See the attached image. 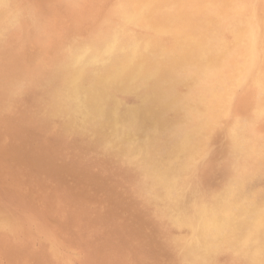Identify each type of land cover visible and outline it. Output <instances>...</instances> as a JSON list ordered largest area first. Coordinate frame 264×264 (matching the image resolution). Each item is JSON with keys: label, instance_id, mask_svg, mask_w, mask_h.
I'll list each match as a JSON object with an SVG mask.
<instances>
[{"label": "rangeland", "instance_id": "rangeland-1", "mask_svg": "<svg viewBox=\"0 0 264 264\" xmlns=\"http://www.w3.org/2000/svg\"><path fill=\"white\" fill-rule=\"evenodd\" d=\"M20 1H23L26 3H21ZM29 1L30 0H11V1L7 0V1H5L6 3H0V6H1L0 7V11H1L0 12V16H1L0 17V50H1L0 51V125H1L0 126V159H2L0 161V167L2 166L0 168V204L1 203L4 204V205H2V204L0 205L1 206L0 208H2V209H0V216H1L0 217V230H1L0 236L2 235L1 236L2 239L0 237V240L2 242V243L0 242V246H1V248H0V264H6V263L11 264V262H12V264H24V263L25 264H29V263L32 264V262H33V264H209V263L210 264H217V262L219 264H245V263L246 264H251V263L252 264H258L259 262H260L259 264H264V255H263L264 254V251H263L264 250L263 249L264 248L263 247L264 242H262L264 239L262 240V238H261L262 236L261 237L258 236L257 238L250 236L249 239L243 243L239 239H238L239 243L233 242L230 238L228 240H222L220 236H218V238H220L218 240H217L216 236L212 237V239H211L210 238L211 234L206 232L202 227H199V225L197 223L198 220H196L200 206H202L203 204L208 205V206L209 205L212 206L214 202H215L214 203V205H215V204H217L216 202H218L219 198L223 201L224 204H226V202H225L226 200L233 201L232 199L234 198V195H236L234 201H236L237 203H240L244 207V210L239 214L240 221H241V218L249 219L252 221L253 212H249V209H252L254 207H259L260 205L264 206V174H263L264 173V157H263L264 156V150H263L264 146L261 147V145H264V143H263L264 141H262V140H264V131H263L264 130V121H263L264 120V113H262V112H264V107H263L264 106V103H263L264 102L263 101V98H264V95H263V93H264V87H263L264 86V78H263L264 72H262L264 70L263 69L264 64L259 66L260 64H262V62L264 63V49H263V47H264V42H263V40H264V25H262V23H264V4H263L264 0H238V2H237V0H224L225 2L223 0H214L215 2L217 1L216 3H218L219 5L221 3H222L221 5H224L226 2H228V4L230 3L233 6H234V4H236L235 8L232 6V8L234 10L235 9L243 10L245 8L244 10L249 9L248 11H250V12L255 11L254 13H252V18L254 20L251 19V22L248 23V26H249L248 29H249V33L251 35H253L254 38L256 39V42L254 43V46L252 47V50L250 51V53L245 51L246 48H244L243 46H238L237 48H235L234 53H232L233 57L231 56V58H230L231 62L236 59L235 63L232 62L233 63L232 64L229 61L231 64L229 63L228 66H224L222 68L224 71L221 69H220V71L218 70L219 73H216V71H215L212 75L213 77L211 76L210 78H207L206 80H204V82H198V84L196 83L195 85H193L191 87V90L195 91L196 95L202 96V94H200L202 92L199 89L203 90V88H204L203 94H206V92L210 91L212 86L218 80H220L222 82V84L224 86L223 88L228 89V87L231 86V87H229L230 90L228 92L227 99L225 100V104H224L225 107L224 106L222 107V108H224V110L221 109V111H223V112L219 111L220 113H217V115H215V119H216L215 123L213 125H204L203 120L201 123V120H200L198 115L192 114L190 116V118L188 119V121L186 122V124L184 125L185 127H188L189 125H191V126H189L188 128H185L182 125L184 128L183 129V128H181L182 126H179L176 124L177 130L175 129L173 131L174 133L173 132L171 133L172 135L170 134L168 136L160 137V139H159V147L160 148L156 147V151L158 150L157 153H159V154H157L156 151L151 152L152 153L151 155L157 156V157H159L160 155L161 156L168 155L171 152H175L177 150V147H176L177 144L179 142L183 141V143L181 144V148H179L178 152H177L178 153L177 159H180V158L181 159L180 160L176 159V161H177V163L179 161L180 162L178 164L174 163V165L176 166V169H177V170H175V172H177V174L175 173L171 177L173 179V181L176 182V184L174 183L171 185V183H168L169 190L174 189L173 192H175V193L178 192V194L179 193L180 194L178 195L176 193L179 198L178 199L174 198V199H171L170 201L162 199L161 193L160 194L157 193V192H161L162 190L160 187V183L157 182V180L153 174V172L155 173L156 172L155 170H157L156 165H154V164L150 165V164H152L150 162L149 163L146 162L147 163L146 164L144 162V160L141 159V157H136V156L134 157V156L130 155L129 153L127 154L126 150L122 147L119 134L108 136L106 133H104V131L101 130L102 124L104 122V118L107 114L106 112L109 110V107H108L109 104L105 103L103 105V107H104L103 114H102L101 118L97 117V119H96V116H94V114H92L90 111L86 110V107L84 109V104L78 105L75 100L69 99V95L72 93L73 89H75L78 92V94L81 96H83L82 93L84 90L82 84H80L79 83L80 81H78V79H77V76H78L77 74L80 72V68H81L80 65L81 64L79 61L74 59L75 56H73V55H75L79 51V49L83 50L84 54H89V52L91 50L90 44L94 41V39H95L94 42H97L98 40H100L101 37H104L103 35L106 36L108 31L109 32L111 31V29L114 27L115 23H117V17L118 16L115 17L117 15V6L116 5L119 4L120 3L119 1H121V0H106V1L105 0L104 1L103 0H98V1L97 0H82V1L81 0H76V1H74V0H72V1L71 0H31L33 2V3L31 2L32 3L31 6L29 5L30 4ZM102 1H103V3H102ZM202 1L204 2V8H206V9H211V7L213 6L212 0H206V1L202 0ZM99 2H100V5H99ZM192 2H194V0L193 1L190 0V3H192ZM241 2L244 4H242ZM260 2H262V3H260ZM110 3L115 5V7L112 4L110 5ZM115 3H117V4H115ZM14 4H16V5H14ZM256 5H258V6H256ZM12 6H14L16 8V10ZM101 6L103 9L101 8ZM110 7H112V9L114 7L115 11L113 12L114 9L112 10ZM251 7L254 9H252ZM2 8H3V10H2ZM34 8L37 10H35ZM258 8H260L261 10ZM109 9L111 11V14L109 12ZM5 11H6V13H5ZM96 11H97V13H95ZM106 11H108V12H106ZM256 11H258V14L260 11L263 13L260 12L262 15L259 14V15H261V16H259ZM8 13L10 16L7 15ZM13 13L15 14V17H13L14 16ZM31 13H32V15H31ZM107 13L109 14L110 17L112 14H114L115 16L112 15V17L109 18ZM255 13H256V15H255ZM253 14H254V16H253ZM2 15H3V17H2ZM105 15H107L108 18ZM256 16H257V18H256ZM21 17H23V18H21ZM13 18L15 20H13ZM112 18H114V19L112 20ZM24 19H26V20H24ZM35 20H36V22H35ZM101 20H104V21H101ZM114 21H115V23H114ZM40 23H41V25H40ZM102 23L104 24V26ZM113 23H114V25H113ZM99 24H101V25H99ZM16 25H18V26H16ZM94 25H97V26H94ZM40 26H42V27H40ZM109 26H110V28H109ZM262 26H263V28H262ZM16 27H18V28H16ZM30 27H31V29H30ZM101 27H102V29H101ZM23 28L25 30L24 32H23ZM41 28L43 30H41ZM260 28H261V30H260ZM10 29H11L12 33H11V31H9ZM78 29H79V31H78ZM40 30H41V32H40ZM1 31H3V32L1 33ZM7 31H9V32H7ZM74 31H76V32H74ZM93 31H95L96 33H94ZM104 31H106L105 34H103ZM80 32H83V33H80ZM259 32H260V34L261 33L262 34L260 35ZM87 33H89V34H87ZM91 33H92V35H91ZM97 33L98 34L100 33L101 35L100 34L99 35L101 37ZM1 34H3V35H1ZM88 35H89V37H88ZM230 35H232V33L229 34V32H228V38L230 37ZM93 36H95V38ZM260 36H262V38H260ZM86 38L87 39L89 38L91 42L89 41V39L87 42ZM92 38H93V40H92ZM96 38H98V39H96ZM258 38L261 39V40L259 39L260 43H259ZM70 39H71V41H70ZM81 40H84L85 42L84 41L81 42ZM79 41L81 42V44ZM258 43L260 44V47L258 46L259 45ZM68 44H69V46H68ZM77 44H79V45H77ZM85 44H86V47H85ZM77 46L79 47L78 49H77ZM84 49H85V51H84ZM238 50H241L240 53H243V54H240ZM64 51H65V53H64ZM54 52H55V54H54ZM67 52L69 53L68 54L69 56L66 55ZM56 54H57V57H56ZM70 56H72V58ZM47 57L50 59L48 60ZM242 57L244 60L243 59L241 60ZM262 57H263V59H262ZM53 62H55V63H53ZM75 63H76V65H75ZM244 63H246L247 65H245ZM256 63H257V65H256ZM63 64H65V65L63 66ZM253 64H254V66H251ZM53 65H55V66H53ZM68 65L70 66V68H68L69 67ZM233 65H235L236 67ZM76 66H77V68H76ZM248 66L250 68H248ZM228 67H229V69H227ZM260 67L262 68V70ZM40 68H42V69H40ZM43 69L45 72L47 71L46 72L47 75L45 74ZM69 69L73 73L68 74L71 72ZM18 70H19V73H18ZM236 70H237V72H236ZM260 70H261V72H260ZM59 71L61 74L58 73ZM42 72H44V73H42ZM226 72H229L230 75ZM231 72L233 74L235 72V75H232ZM248 72L252 75H250ZM236 73H237V75H236ZM243 73L245 75L242 77ZM49 74H51V75L49 76ZM74 74H76V76ZM10 75H12V76H10ZM65 75H66V77H65ZM259 75H261L260 78H262V79H259ZM52 76L54 77V79ZM61 76H62V78H61ZM247 76H248V78H247ZM249 76L251 77L250 80H249ZM21 77H22V79H21ZM223 77H224V80L222 79ZM230 77L233 81L236 78V80H235L236 82L235 81L233 82L230 79ZM241 77L244 79H242ZM57 78H60V79H57ZM49 79H50V81H48ZM53 81L56 82V84ZM57 81H59V82H57ZM237 81H238V83H237ZM52 83H53V85L55 84V87L52 86ZM237 84H239L240 87H238L239 85H237ZM261 84H263V86ZM59 85H60V87H57ZM74 85H75V87H74ZM43 86L46 87V89L43 88ZM71 86L74 88H72ZM78 86H80V88ZM260 86H261V88H260ZM28 87H29V89H27ZM62 87L64 88V91H63ZM241 87H244L245 89L241 88ZM65 88H68L69 92ZM196 88H197V90H195ZM51 89L53 92L51 91ZM207 89H208V91H207ZM249 89H252V90H249ZM44 90H46V91H44ZM54 90H56V92L58 90L59 91L56 94V92ZM183 91L185 92V91H187V89L183 88ZM258 91H260L262 94ZM80 92H82V93H80ZM255 92H256V94H255ZM229 93H230V95H229ZM233 93H234V95H233ZM45 95H47V96H45ZM50 95L53 96L52 100L50 98L51 97ZM242 95H243V97H242ZM36 96H39V97L36 98ZM62 96L65 97V99ZM122 96H121V102L120 103L133 105L134 102H136V97L134 94L125 93ZM127 96H129V97H127ZM258 96H260L262 99H260V97H258ZM204 97H205V95H204ZM253 97L254 98L256 97L255 99H257L258 101L254 100ZM53 98H55V99H53ZM243 98H245V99H243ZM58 99H59V101H58ZM124 99L126 100V103H125ZM230 99H231V101H230ZM132 100H134V102ZM239 100L240 101L243 100V101L240 102ZM249 101L252 103H250ZM259 101L262 102V105L259 104L260 103ZM36 103L38 105H36ZM230 103H232V104H230ZM251 104H255L254 107ZM48 105H49V107H48ZM57 105H58L59 109H58ZM74 105L77 107H75ZM256 105H261V106H259V108H258V107H256ZM50 106L54 107V108H51ZM62 106H64L65 108H63ZM42 107H43V110H42ZM250 107H253V108L256 107L255 109H258V111L255 109H252ZM49 108H50V110H47ZM228 108L230 111L228 110ZM262 108H263V110H262ZM11 109H12V111H11ZM30 109H32V110H30ZM83 109H84V111H83ZM81 110H82V112H81ZM37 111H38V113H36ZM242 111H245L244 116L242 115V113H244ZM39 112H40V114H39ZM42 112H43V114H42ZM252 112H254V113H252ZM232 114H233V116H232ZM249 114H252V115L249 116ZM42 115L45 117H43ZM240 115H242V116L240 117ZM256 115L259 119L256 117ZM46 116H48V117L46 118ZM237 116H238V118L236 119ZM251 116H252V118H251ZM233 117L236 119V121H234L235 119ZM5 118H6V121H3V120H5ZM16 118H17V120H16ZM55 118H59V119H55ZM71 118L73 119V121ZM18 119H19V121H18ZM61 119L62 120L65 119L64 120L65 122L61 121ZM176 120H177V117L174 116L172 118V122L176 123ZM237 120H238V122H241V124L238 123ZM246 120H248L247 121L248 123H246ZM252 120H253V122H252ZM260 120H262V122H260ZM2 121H3V123H2ZM48 121H50V122H48ZM10 122H11V124L8 125ZM14 122H15V124H14ZM27 122H29V123L27 124ZM39 122H40V124H38ZM44 122H46V124ZM62 122H63V124H61ZM233 122H235V123H233ZM58 123H59V125H58ZM244 123L246 125L248 124V126H245ZM95 124H97V125L94 126ZM47 125H48V128H47ZM90 125H91V127H90ZM254 125L256 126L257 129H255ZM25 126H27V127H25ZM193 127L196 129L193 130ZM8 128H10V129H8ZM41 128H43V129H41ZM53 128H54V130H53ZM238 128H239V130H237ZM197 129H199V130H197ZM178 130H180V131H178ZM255 130H256V132H255ZM7 131H8V133H7ZM54 131H55V133H54ZM187 131L188 132L190 131L189 133L194 132V131H196V132H194V134H192V133L189 134ZM50 132H52V133H50ZM57 132H58V134H57ZM181 132H182V134H181ZM206 132L208 133V136H207ZM225 132H226V134H225ZM242 132L245 133V135ZM19 133L21 134V136ZM67 134H69V135H67ZM187 134H189V135H187ZM239 134H240V136H239ZM254 134L258 135V137H256ZM260 134L263 135V137L259 136ZM58 135L60 137L63 135L62 139L65 141H63ZM76 135H78V136H76ZM190 135H191V137H190ZM210 135L211 136L213 135L212 138H210ZM74 136L76 137L75 139H74ZM204 136H206L209 141H207V138ZM22 137L24 140L22 139ZM29 137H30V139H29ZM55 137H56V139H55ZM179 137L181 138V140ZM183 137H185V139ZM249 137H250V139L248 140L247 138H249ZM191 138H192V141H191V143H189L188 140L190 141ZM258 138H260L261 140ZM13 139H15V142ZM169 139H170V141H169ZM195 139H197L198 141H196ZM203 139H205V140H203ZM211 139H213V140H211ZM237 139H238V141H237ZM244 139L248 140V141L244 142L243 141ZM20 140H21V142H20ZM29 140H30V142H29ZM57 140H60L61 142L60 141L57 142ZM75 140H76V142H74V145L76 144L75 145L76 147L72 146L73 141H75ZM80 140H82V141H80ZM165 140H166V142H165ZM193 140H194V142L195 141L198 142L201 146L204 145V146H202V148H204V149H200L201 146L199 144H197L196 142L194 143ZM214 140H217V141H214ZM235 140H236V142H235ZM38 141H39V143H38ZM55 141L58 144H56ZM259 141L261 143H259ZM10 142H11V144H10ZM41 142H42V144H41ZM63 142L64 143L66 142V144H64ZM225 142H228V144ZM1 143L3 145L2 148H1ZM12 143H13V146H12ZM28 143H29V145H28ZM211 143H212V146H211ZM240 143H242V144H240ZM21 144H22V146H21ZM186 144H189L190 149L188 148V145H186ZM192 144H194L195 147ZM48 145H49V147H48ZM58 145H60V146H58ZM185 145H186V147H185ZM231 145H233V146H231ZM238 145H240V146H238ZM258 145H259V147H258ZM15 146L16 147L18 146V148H15ZM52 146L54 149L52 148ZM210 146L212 149L210 148ZM10 147L13 149H10ZM45 147H47V148H45ZM184 147H185V149H184ZM186 148H187V151H186ZM192 148L194 149V151L191 150ZM41 149L43 150L42 152H41ZM48 149H50V150H48ZM81 149H83V150H81ZM122 149L124 150V152H122L123 151ZM231 149H233V150L231 151ZM34 150H35V152H34ZM68 150H69V152L71 151V153H69ZM116 150H117V152L119 150V152L117 153ZM167 150H169V151H167ZM260 150H262L261 153H260ZM14 151L16 154L13 153ZM110 151L112 153V156H111ZM179 151H180V153H179ZM181 151H182V153H181ZM184 151H186V152H184ZM197 151H198V153H197ZM37 152L39 155L37 154ZM61 152L63 154H61ZM121 152H122V154H121ZM187 152H189L190 154ZM202 152H203V154H202ZM262 152H263V156H262ZM27 153H28V156L30 154L29 157L27 156ZM98 153H99V155H98ZM2 154H3V156H2ZM57 154H59V155H57ZM60 154L64 155V156L62 157ZM119 154H121V155H119ZM179 154L181 155V157ZM230 154H231V156H230ZM32 155L36 159L33 158ZM56 155H57V159H56ZM79 155L81 157H79ZM83 155H84V157H83ZM254 155H256V156H254ZM75 156H77V157H75ZM90 156L93 157V159L90 158ZM185 156H187V157H185ZM14 157H16L17 159ZM206 157H207V159H206ZM234 157L238 158V159H235ZM39 158H40V160H38ZM63 158H65V159H63ZM78 158L81 160H79ZM113 158H114V160H117V161H114ZM186 158H187V160L190 159V161L187 162V160H185ZM191 158H193V159H191ZM49 159H50V161H49ZM77 159H78V161H77ZM95 159L98 162L95 161ZM3 160L7 161V162H4ZM34 160H35V162H34ZM93 160H94V162H93ZM131 160H132V162H131ZM141 160H143V161H141ZM181 160H183V161H181ZM191 160H192V162H191ZM237 160L238 161L241 160L240 161L241 163L236 162ZM14 161H16V162H14ZM65 161H66V163H65ZM80 161H82L83 164ZM109 161L110 162L112 161L111 162L112 165L110 164ZM205 161H206V163H205ZM11 162H13V163H11ZM54 162L55 163L57 162V164H55ZM90 162H92V163H90ZM106 162H107V164H106ZM198 162H199V164H201V163L204 164V165L203 164L200 165L202 168L199 166ZM60 163H62L63 165L67 164V165H65L66 168H63L64 166H62V164H60ZM78 163H79V165L77 166ZM99 163H102V165ZM180 163L182 166L180 165ZM185 163L188 165L187 167H186ZM237 163H239V166L241 167V169H240V167L239 168L237 167L238 166ZM6 164H8L10 167ZM115 164L117 166H114ZM31 165H32V167H31ZM47 165H49V166H47ZM56 165H57V167H56ZM142 165H143V167L141 168L140 166H142ZM27 166H29V167H27ZM203 166H204V168H203ZM37 167H39V168H37ZM55 167H56V169H55ZM116 167H118V168H116ZM189 167H192V168H189ZM198 167H199V173H198ZM220 167H223V169H225V170H221L222 168H220ZM41 168H43V169H41ZM140 168H141V170H140ZM144 168L147 171H145ZM179 168H180V170H179ZM227 168L229 170H227ZM32 169H34V170H32ZM66 169L70 170L71 172L74 169L75 170L77 169L76 170L77 172L74 170L72 172V174L67 173L68 170H66ZM81 169H83V170H81ZM129 169H130V171H129ZM132 169H134V170H132ZM196 169H197V172H196ZM200 169L202 170V172ZM43 170H44V172H42ZM116 170L118 172H116ZM230 170L232 172L238 171L239 174L237 172L236 173L231 172V174H232L231 175L229 173ZM85 171L88 172L89 174L86 173ZM120 171H122V172H120ZM178 171H179V173H178ZM91 172H93V173H91ZM100 172L102 174H105V175L103 176ZM146 172H149V173L146 174ZM16 173H18V174H16ZM31 173H32V175H31ZM183 174L186 177L183 176ZM27 175H28V177H27ZM99 175H100V177H98ZM145 175H149V176H145ZM213 175L216 177H214ZM221 175L225 178L224 180H223V177H221ZM234 175L235 176L237 175L238 177H235ZM11 176H13V177L11 178ZM75 176H77V177H75ZM94 177L99 181H97ZM142 177H145V178H142ZM240 177H242V179ZM3 178H5L9 182L7 183V181ZM87 178H89V179H87ZM91 178L93 179V180H91L92 182L90 181ZM101 178H103V179H101ZM136 178H138V179H136ZM154 178H155V180H154ZM190 178H192V179H190ZM217 178H218V180H216ZM230 178L232 179V181ZM233 178L235 180H233ZM144 179H146V180L144 181ZM105 180H107V181H105ZM120 180H121V182H120ZM168 180H171V179L169 178ZM95 181H97V182H95ZM147 181L149 182L148 184H147ZM181 181H183V182H181ZM18 182H19V184H18ZM114 182L116 184H114ZM152 182H153V184H152ZM99 183L101 184V186H99ZM144 183L146 185L145 187L143 185ZM186 183H187V185L189 183V186H187ZM196 184L198 186H196ZM199 184H201V185H199ZM224 184H226L227 187ZM182 185L185 187L183 188ZM137 186H138V188H137ZM139 186H141V187H139ZM158 186H159V188H158ZM249 186H251V187H249ZM174 187L175 188L177 187L176 188L177 190ZM196 187H198V189ZM119 188H122V189H119ZM234 188H236V189H234ZM3 189H5V190H3ZM132 189H134V190H132ZM159 189H160V191H158ZM224 189L226 190V192ZM144 190H146V191H144ZM122 191H124V192H122ZM180 191H182L184 194ZM194 191H195V193H194ZM214 191H215V194L218 193L219 196L217 194H216L217 195L216 196L214 194ZM228 191H229V193H228ZM232 191H234V192H232ZM189 192H190V194H189ZM203 192L204 193L206 192V194H204ZM197 193H199V194H197ZM201 193H202V195H200ZM115 194H116V197H115ZM120 194H122V195H120ZM127 194H129V195H127ZM137 194H139V195H137ZM207 194H208V196H207ZM146 195H147V197H145ZM155 195L157 196L156 198H158V199L155 198ZM213 195L215 197H212ZM228 195H229V198H232L231 200L227 198ZM122 196H123V198H122ZM200 196H202V197H200ZM206 196H207V198H206ZM220 196H222V198ZM225 196L227 199L225 198ZM182 197H185L184 200ZM204 197L206 198L207 202L203 200ZM131 198L132 199L134 198V199L132 200ZM236 198H237V200H236ZM209 199H210V201H209ZM213 199H214V201H213ZM190 200H192L193 202ZM196 200H197V202H196ZM126 201H127V203H125ZM145 201L146 202L148 201L147 204ZM184 201H185V203H184ZM238 201H240V202H238ZM136 202H137V204H136ZM181 202H182V204H180ZM204 202H206V204ZM210 202H212V203H210ZM144 203H145V205H144ZM135 204L137 206H135ZM185 204H187V206H185ZM5 205H7V206H5ZM119 205H122L123 207L119 206ZM124 205H125V207H124ZM126 205L129 208H127ZM191 207L194 209H192ZM145 208L148 209V211ZM184 208L187 211H185ZM247 208H248V210H247ZM10 209H13L14 211L10 210ZM168 211H169V214H168ZM245 211H247V212H245ZM25 212H27V213H25ZM188 212H189V214H191V216L188 214ZM23 213L25 216H23ZM148 215H149V217H148ZM152 216H153V218H152ZM31 217L32 218L35 217L36 219L33 218V220H31L32 219ZM37 219H39V220H37ZM143 219H145V221ZM30 220H31V222H30ZM155 221H157V222H155ZM38 222H40L39 226L37 224ZM42 222L45 224V226L43 224H41ZM145 222H147V223H145ZM194 223H195V225H194ZM30 224H31L32 228L30 227ZM263 224H264V219H263ZM237 225L239 226L241 224H237ZM33 226L35 227L36 230H34ZM188 227H189V229H188ZM4 229H5V231H4ZM190 230H191V232H190ZM199 230L200 231L203 230V231L200 232ZM263 230H264V227H263ZM43 232H46V233L43 234ZM50 232H52L53 234H51ZM26 233H27V235H26ZM182 233H184V234H182ZM39 234L41 235V237L39 236ZM197 234H198V236H197ZM46 235H47V237H46ZM201 236L203 239L201 238ZM7 237L9 238V240ZM4 238H5V240H4ZM17 238H18V240H17ZM263 238H264V236H263ZM27 239H29V240H27ZM31 239H32V241H31ZM209 239H211V240H209ZM10 240H12V241H10ZM14 240H16V241H14ZM25 240H27V241H25ZM52 240L55 242H53ZM260 240H262V241H260ZM8 242H10V244ZM56 242L58 245L57 244L55 245ZM13 243H14V245H13ZM15 243H16V245L17 244L18 245L15 246ZM52 243H54V244H52ZM22 244H23L24 248L22 247ZM189 244H190V247H189ZM192 244H193V247L195 249L192 247ZM261 244H262V246H261ZM253 246H255V247L253 248ZM11 247H12V249H11ZM64 247L68 248V249H64ZM214 247H216V248H214ZM251 247H252V249H251ZM1 249L4 252L3 254H2ZM14 250H15V252H14ZM60 250H62V251H60ZM195 250H196V252H195ZM199 250H201L202 253H201V251L199 252ZM18 251H20V252L18 253ZM209 251L210 252L212 251V252L210 253ZM215 251H216V253H215ZM23 252H24V255H26V254L27 255L24 256ZM261 252H263V253H261ZM14 253L16 254V256ZM31 253H32V255H31ZM173 253H175V254H173ZM197 253H198V256H197ZM203 253H204V255H203ZM20 255H22V256H20ZM65 255H67V257H64ZM54 256H56V257H54ZM202 256H203V258H202ZM208 256H209V258H208ZM220 256L222 259L220 258ZM236 256H238V257H236ZM57 257L60 259H58ZM175 258H177V259H175ZM191 258L193 260H191ZM213 258H215V259L213 260ZM233 258H235V259H233ZM260 258H261V260H260ZM11 259L12 260L14 259L17 263L15 261L13 263V261H10ZM19 259H20V261L21 260L22 261L20 262ZM255 261H257V262L255 263ZM236 262H238V263H236Z\"/></svg>", "mask_w": 264, "mask_h": 264}, {"label": "bare ground", "instance_id": "bare-ground-1", "mask_svg": "<svg viewBox=\"0 0 264 264\" xmlns=\"http://www.w3.org/2000/svg\"><path fill=\"white\" fill-rule=\"evenodd\" d=\"M5 1L7 0H0V3H6ZM11 1V0H10ZM72 1V0H71ZM76 1V0H74ZM82 1V0H81ZM98 1V0H97ZM104 1V0H103ZM102 1V3H103ZM106 1V0H105ZM193 1V0H192ZM206 1V0H205ZM213 1V6L211 7V9H206L204 8V2L202 0H194V2L190 3V0H121L119 1L120 3L117 4V15L115 17H117V23H113L114 27L111 29V31L107 33V35H103L106 33V31L103 32V36L104 37H101L98 33V35L101 37L100 40H98L97 42H94L95 39H94V43L92 42L90 44V52L89 54H84L83 53V50H80L73 56H75L74 59H76L77 61L80 62V72L77 74V79L78 81H80L79 83L82 84L83 86V96L79 95L78 92L73 89L72 93L69 95V99H73L77 102L78 105L80 104H84V109L86 107V110L90 111L92 114H94V116H96V119L97 117L98 118H101L102 114H103V111H104V107L103 105L105 103L109 104V110L106 112V116L104 118V122L102 124V128L101 130L104 131V133H106L108 136H112V135H115V134H119L120 135V140H121V144H122V147L126 150L127 154L129 153L130 155L132 156H136V157H141V159L144 160V162H150L152 164L150 165H156V168L157 170H155L156 172L154 174V177L156 178L157 182L160 183V187H161V192H157V193H161L162 195V199L164 200H171V199H174V198H179L178 195V192H173V190H169L168 188V183H171L172 184H176V182L173 181V179L171 178L175 173L177 174V172H175L176 169V166L174 165V163H177L176 159H177V155H178V149L181 148V144L183 143L182 142H179L177 144V150L175 152H171L170 154L168 155H165V156H153L151 155L152 151H156V147L160 148L159 147V139L160 137L162 136H168L170 135L175 129L177 130L176 126L179 125V126H184L186 124V122L188 121V119L190 118V116L192 114L194 115H198L200 120H201V123H202V120L204 122V125H213L216 121L215 119V115H217V113H220V112H223L221 111V109L224 110V108H222L223 106L225 107V100L227 99V96H228V92L230 90L229 86L228 89L227 88H223V84L220 80H218L213 86L212 88L210 89V91H207L206 94H203V90L199 89L202 93V96L201 95H196V92L191 90V87L193 85H195L196 83L198 84V82H204V80H206L207 78H210L213 73L216 71V73H219L220 69L223 70L222 68L224 66H228V64L231 62V56H232V53H234V50L235 48H237L238 46H243L244 48H246L245 51H247L248 53H250V51L252 50V47L254 46V43L256 42V39L254 38L253 35H251L249 33V26H248V23L251 22V19L252 18V13H254L255 11L253 12H250L248 11L247 9L246 10H237V9H233L232 6L230 3L228 4V2H226L224 5H219L218 3H216L214 0ZM224 1V0H223ZM21 3H26V2H23V1H20ZM30 2V6L31 4L33 3L31 0L29 1ZM32 2V3H31ZM50 2V1H49ZM52 2V1H51ZM114 2V1H113ZM117 2V1H116ZM225 2V1H224ZM238 2V0H237ZM263 2V1H262ZM260 2V3H262ZM69 3V2H68ZM71 3V2H70ZM79 3V2H78ZM242 3V2H241ZM72 4V3H71ZM98 4V3H97ZM112 3H110L111 5ZM244 4V3H242ZM259 4V3H258ZM264 4V3H263ZM16 5V4H14ZM34 5V4H33ZM99 5H100V2H99ZM113 5V4H112ZM115 7V5H113ZM240 6V5H239ZM249 6V5H248ZM258 6V5H256ZM1 7V6H0ZM14 7V6H12ZM109 7V6H108ZM113 7V9H114ZM234 8L236 7V4H234L233 6ZM241 7V6H240ZM244 7V6H243ZM250 7V6H249ZM15 8V7H14ZM38 8V7H37ZM96 8V7H95ZM102 8V6H101ZM112 9V7H110ZM238 8V7H237ZM252 8V7H251ZM263 8V7H262ZM27 9V8H26ZM35 9V8H34ZM33 9V10H34ZM39 9V8H38ZM103 9V8H102ZM108 9V8H107ZM112 9V10H113ZM254 9V8H252ZM260 9V8H258ZM3 10V8H2ZM14 10V9H13ZM16 10V8H15ZM32 10V11H33ZM37 10V9H35ZM98 10V9H97ZM261 10V9H260ZM10 11V10H9ZM22 11V10H21ZM115 11V9L113 10V12ZM1 12V11H0ZM8 12V11H7ZM25 12V11H24ZM27 12V11H26ZM108 12V11H106ZM109 12L111 14V11L109 9ZM257 14H258V11H256ZM261 12V11H260ZM263 13V12H261ZM3 13V12H2ZM6 13V11H5ZM15 13V12H14ZM13 13V14H14ZM35 13V12H34ZM97 13V11L95 12ZM94 13V14H95ZM116 13V12H115ZM21 14V13H20ZM99 14V13H98ZM97 14V15H98ZM108 14V13H107ZM258 14V15H259ZM9 15V13L7 14ZM28 15V14H27ZM32 15V13H31ZM111 15V17H112ZM256 15V13H255ZM262 15V14H261ZM259 15V16H261ZM10 16V15H9ZM23 16V15H22ZM37 16V15H36ZM45 16V15H44ZM43 16V17H44ZM94 16V15H93ZM107 17V15H105ZM109 16V14H108ZM254 16V14H253ZM1 17V16H0ZM3 17V15H2ZM15 17V14L14 16ZM42 17V16H41ZM100 17V16H99ZM109 16V18H111ZM233 17V18H232ZM20 18V17H19ZM23 18V17H21ZM35 18V17H34ZM37 18V17H36ZM95 18V17H94ZM104 18V17H103ZM108 18V17H107ZM257 18V16H256ZM2 19V18H1ZM9 19V18H8ZM27 19V18H26ZM24 19V20H26ZM38 19V18H37ZM40 19V18H39ZM106 19V18H105ZM114 18H112L113 20ZM262 19V18H261ZM13 20H15L13 18ZM18 20V19H17ZM16 20V21H17ZM23 20V19H22ZM41 20V19H40ZM92 20V19H91ZM99 20V19H98ZM254 20V19H253ZM252 20V21H253ZM43 21V20H42ZM101 21H104V20H101ZM108 21V20H107ZM12 22V21H11ZM36 22V20H35ZM41 22V21H40ZM44 22V21H43ZM113 22V21H112ZM16 23V22H15ZM18 23V22H17ZM110 23V22H109ZM255 23V22H254ZM258 23V22H257ZM6 24V23H5ZM8 24V23H7ZM36 24V23H35ZM39 24V23H38ZM95 24V23H94ZM103 24V23H102ZM260 24V23H259ZM41 25V23H40ZM101 25V24H99ZM106 25V24H105ZM110 25V24H109ZM261 25V24H260ZM262 25H264V23H262ZM18 26V25H16ZM25 26V25H24ZM92 26V25H91ZM94 26H97V25H94ZM104 26V24H103ZM108 26V25H107ZM42 27V26H40ZM112 27V26H111ZM8 28V27H7ZM18 28V27H16ZM26 28V27H25ZM37 28V27H36ZM92 28V27H91ZM110 28V26H109ZM108 28V29H109ZM263 28V26H262ZM3 29V28H2ZM12 29V28H11ZM11 29L9 31H11ZM22 29V28H21ZM31 29V27H30ZM38 29V28H37ZM94 29V28H93ZM99 29V28H98ZM102 29V27H101ZM6 30V29H5ZM13 30V29H12ZM18 30V29H17ZM36 30V29H35ZM41 30H43L41 28ZM40 30V32H41ZM91 30V29H90ZM89 30V31H90ZM97 30V29H96ZM261 30V28H260ZM7 31V32H9ZM14 31V30H13ZM24 28H23V32H24ZM79 31V29H78ZM101 31V30H100ZM3 31H1L2 33ZM43 32V31H42ZM72 32V31H71ZM76 32V31H74ZM94 33H96L95 31H93ZM98 32V31H97ZM228 32L229 34L232 33V35H230V37L228 38ZM231 32V33H230ZM12 33V31H11ZM80 33H83V32H80ZM4 34V33H3ZM1 34V35H3ZM70 34V33H69ZM72 34V33H71ZM89 34V33H87ZM86 34V35H87ZM260 34V32H259ZM262 34V33H261ZM260 34V35H261ZM84 35V34H83ZM85 35V36H86ZM92 35V33H91ZM90 35V36H91ZM12 36V35H11ZM70 36V35H69ZM97 36V35H96ZM89 37V35H88ZM95 38V36H93ZM6 38V37H5ZM8 38V37H7ZM260 38H262V36H260ZM258 38V40L260 39ZM68 39V38H67ZM89 39V38H88ZM88 39L86 38L87 42H88ZM98 39V38H96ZM10 40V39H9ZM93 40V38H92ZM261 40V39H260ZM260 40H259V43H260ZM4 41V40H3ZM62 41V40H61ZM60 41V42H61ZM71 41V39H70ZM84 41V40H81V42ZM90 41V39H89ZM67 42V41H66ZM76 42V41H75ZM80 42V41H79ZM78 42V43H79ZM80 42V44H81ZM85 42V41H84ZM91 42V41H90ZM264 42V40H263ZM4 43V42H3ZM8 43V42H7ZM59 43V42H58ZM258 43V44H259ZM63 44V43H62ZM88 44V43H87ZM257 44V45H258ZM73 45V44H72ZM79 45V44H77ZM249 45V46H248ZM61 46V45H60ZM64 46V45H63ZM67 46V45H66ZM69 46V44H68ZM260 47V44L258 45ZM74 47V46H73ZM85 47H86V44H85ZM263 47V46H262ZM7 48V47H6ZM64 48V47H63ZM70 48V47H69ZM79 47L77 46V49ZM89 48V49H90ZM240 48V47H239ZM62 49V48H61ZM241 49V48H240ZM264 49V47H263ZM262 49V50H263ZM58 50V49H57ZM65 50V49H64ZM69 50V49H68ZM255 50V49H254ZM1 51V50H0ZM56 51V50H55ZM85 51V49H84ZM239 53L241 52V50H238ZM6 52V51H5ZM59 52V51H58ZM236 52V51H235ZM62 53V52H61ZM60 53V54H61ZM65 53V51H64ZM238 53V52H237ZM238 53V54H239ZM252 53V52H251ZM55 54V52H54ZM69 53L67 52L66 55H68ZM240 54H243V53H240ZM245 54V53H244ZM69 56V55H68ZM239 56V55H238ZM255 56V55H254ZM260 56V55H259ZM52 57V56H51ZM56 57H57V54H56ZM60 57V56H59ZM72 58V56H70ZM233 57V56H232ZM237 57V56H236ZM48 58V57H47ZM67 58V57H66ZM50 58H48L49 60ZM55 59V58H54ZM58 59V58H57ZM73 59V60H74ZM230 59V60H229ZM243 59V57L241 58V60ZM255 59V58H254ZM253 59V60H254ZM263 59V57H262ZM236 60V59H235ZM235 60L232 61L235 63ZM240 60V59H239ZM244 60V59H243ZM259 60V59H258ZM59 61V60H58ZM66 61V60H65ZM230 61V62H229ZM49 62V61H48ZM71 62V61H70ZM231 62V63H232ZM262 62V61H261ZM55 63V62H53ZM67 63V62H66ZM74 63V62H73ZM230 63V64H231ZM249 63V62H248ZM251 63V62H250ZM49 64V63H48ZM59 64V63H58ZM233 64V63H232ZM245 65H247L246 63H244ZM264 63L262 62V64H260L259 66L263 65ZM65 64H63L64 66ZM76 65V63H75ZM79 65V64H78ZM244 65V66H245ZM250 65V64H249ZM257 65V63H256ZM55 66V65H53ZM69 66V65H68ZM235 66V65H233ZM251 66H254L251 65ZM38 67V66H37ZM52 67V66H51ZM236 67V66H235ZM234 67V68H235ZM247 67V66H246ZM63 68V67H62ZM70 68V66L68 67ZM77 68V66H76ZM233 68V69H234ZM239 68V67H238ZM248 68H250L248 66ZM261 68V67H260ZM259 68V69H260ZM42 69V68H40ZM50 69V68H49ZM64 69V68H63ZM73 69V68H72ZM229 69V67L227 68ZM246 69V68H245ZM264 69V68H263ZM51 70V69H50ZM70 70V69H69ZM219 70V71H218ZM255 70V69H254ZM262 70V68H261ZM260 70V72H261ZM44 71V69H43ZM65 71V70H64ZM71 71V70H70ZM75 71V70H74ZM218 71V72H217ZM224 71V70H223ZM232 71V70H231ZM22 72V71H21ZM45 72V71H44ZM42 72V73H44ZM47 72V71H46ZM45 72V74H46ZM50 72V71H49ZM48 72V73H49ZM52 72V71H51ZM54 72V71H53ZM76 72V71H75ZM74 72V73H75ZM78 72V71H77ZM237 72V70H236ZM240 72V71H239ZM264 72V70L262 71ZM18 73H19V70H18ZM29 73V72H28ZM60 73V71L58 72ZM67 73V72H66ZM73 73L72 71L68 74H71ZM229 74V72H226ZM232 73V72H231ZM249 73V72H248ZM21 74V73H20ZM24 74V73H23ZM41 74V73H40ZM52 74V73H51ZM49 74V76L51 75ZM61 74V73H60ZM221 74V73H220ZM250 74V73H249ZM26 75V74H25ZM29 75V74H28ZM47 75V74H46ZM59 75V74H58ZM57 75V76H58ZM76 76V74H74ZM215 75V74H214ZM223 75V74H222ZM230 75V74H229ZM232 75H235V72L234 74L232 73ZM237 75V73H236ZM245 74L243 73L242 74V77L244 76ZM252 75V74H250ZM255 75V74H254ZM263 75V74H262ZM12 76V75H10ZM19 76V75H18ZM24 76V75H23ZM36 76V75H35ZM48 76V77H49ZM56 76V75H55ZM60 76V75H59ZM217 76V75H216ZM261 75H259V79H262L260 78ZM264 76V75H263ZM20 77V76H19ZM29 77V76H28ZM47 77V76H46ZM53 77V76H52ZM66 77V75H65ZM71 77V76H70ZM69 77V78H70ZM213 77V76H212ZM234 77V76H233ZM238 77V76H237ZM241 77V78H242ZM246 77V76H245ZM16 78V77H15ZM33 78V77H32ZM56 78V77H55ZM62 78V76H61ZM74 78V77H73ZM229 78V77H228ZM248 78V76H247ZM246 78V79H247ZM250 76H249V80H250ZM254 78V77H253ZM258 78V77H257ZM264 78V77H263ZM22 79V77H21ZM54 79V77H53ZM57 79H60V78H57ZM80 79V80H79ZM224 80V77L222 78ZM231 79V77H230ZM229 79V80H230ZM234 79V78H233ZM244 79V78H242ZM255 79V78H254ZM38 80V79H37ZM47 80V79H46ZM71 80V79H70ZM222 80V81H223ZM232 80V79H231ZM236 80V78H235ZM234 80V81H235ZM9 81V80H8ZM28 81V80H27ZM26 81V82H27ZM39 81V80H38ZM44 81V80H43ZM50 81V79L48 80ZM47 81V82H48ZM52 81V80H51ZM73 81V80H72ZM71 81V82H72ZM228 81V80H227ZM233 81V80H232ZM233 81V82H234ZM239 81V80H238ZM237 81V83H238ZM244 81V80H243ZM254 81V80H253ZM7 82V81H6ZM54 82V81H53ZM59 82V81H57ZM65 82V81H64ZM206 82V81H205ZM208 82V81H207ZM215 82V81H214ZM236 82V81H235ZM56 84V82H54ZM67 83V82H66ZM224 83V82H223ZM36 84V83H35ZM55 84L53 85L52 83V86L55 87ZM64 84V83H63ZM72 84V83H71ZM74 84V83H73ZM240 84V83H239ZM237 84V85H239ZM246 84V83H245ZM28 85V84H27ZM34 85V84H33ZM32 85V86H33ZM229 85V84H228ZM227 85V86H228ZM263 86V84H261ZM26 86V85H25ZM35 86V85H34ZM33 86V87H34ZM38 86V85H37ZM51 86V87H52ZM73 86V85H72ZM71 86V87H72ZM81 86V85H80ZM80 86H78L80 88ZM198 86V85H197ZM226 86V85H225ZM234 86V85H233ZM232 86V87H233ZM21 87V86H20ZM36 87V86H35ZM53 87V88H54ZM57 87H60L57 86ZM75 87V85H74ZM72 87V88H74ZM202 87V86H201ZM200 87V88H201ZM204 87V86H203ZM240 87V85L238 86ZM264 87V86H263ZM262 87V88H263ZM38 88V87H37ZM43 88L46 89V87L43 86ZM49 88V87H48ZM63 88V87H62ZM69 88V87H68ZM68 88H65L68 90L69 92V89ZM71 88V89H72ZM183 88L184 89H187V91H183ZM207 88V87H206ZM234 88V87H233ZM241 88H244V87H241ZM261 88V86H260ZM29 89V87L27 88ZM32 89V88H31ZM35 89V88H34ZM40 89V88H39ZM42 89V88H41ZM59 89V88H58ZM245 89V88H244ZM243 89V90H244ZM75 90V91H74ZM197 90V88L195 89ZM206 90V89H205ZM234 90V89H233ZM249 90H252V89H249ZM34 91V90H33ZM36 91V90H35ZM41 91V90H40ZM46 91V90H44ZM52 91V89H51ZM56 92V90H54ZM59 91V90H58ZM57 91V92H58ZM63 91H64V88H63ZM71 91V90H70ZM242 91V90H241ZM22 92V91H21ZM26 92V91H25ZM24 92V93H25ZM39 92V91H38ZM53 92V91H52ZM56 92V94H57ZM243 92V91H242ZM248 92V91H247ZM253 92V91H252ZM260 92V91H258ZM28 93V92H27ZM33 93V92H32ZM40 93V92H39ZM45 93V92H44ZM63 93V92H62ZM66 93V92H65ZM125 93H131V94H134L135 97H136V102H134V100H132L134 102L133 105H128V104H124V103H120L121 102V96L124 95ZM261 93V92H260ZM20 94V93H19ZM26 94V93H25ZM67 94V93H66ZM245 94V93H244ZM256 94V92H255ZM262 94V93H261ZM37 95V94H36ZM205 95V97H204ZM230 95V93H229ZM232 95V94H231ZM234 95V93H233ZM247 95V94H246ZM258 95V94H257ZM260 95V94H259ZM264 95V93H263ZM24 96V95H23ZM29 96V95H28ZM27 96V97H28ZM35 96V95H34ZM47 96V95H45ZM49 96V95H48ZM51 96V95H50ZM56 96V95H55ZM239 96V95H238ZM13 97V96H12ZM39 97V96H36V98ZM52 97L51 96V100H52ZM63 97V96H62ZM123 97V96H122ZM129 97V96H127ZM232 97V96H231ZM243 97V95H242ZM260 97V96H258ZM18 98V97H17ZM43 98V97H42ZM48 98V97H47ZM57 98V97H56ZM65 99V97H63ZM229 98V97H228ZM240 98V97H239ZM251 98V97H250ZM254 98V97H253ZM256 98V97H255ZM254 100H257L255 99ZM15 99V98H14ZM23 99V98H22ZM25 99V98H24ZM33 99V98H32ZM55 99V98H53ZM60 99V98H59ZM58 99V101H59ZM127 99V98H126ZM238 99V98H237ZM245 99V98H243ZM260 99H262L260 97ZM44 100V99H43ZM125 100V99H124ZM50 101V100H49ZM64 101V100H63ZM68 101V100H67ZM128 101V100H127ZM228 101V100H227ZM231 101V99H230ZM233 101V100H232ZM240 101V100H239ZM243 101V100H242ZM240 101V102H242ZM258 101V100H257ZM256 101V102H257ZM263 101H264V98H263ZM31 102V101H30ZM43 102V101H42ZM69 102V101H68ZM250 102V101H249ZM255 102V103H256ZM260 102V101H259ZM39 103V102H38ZM44 103V102H43ZM42 103V104H43ZM54 103V102H53ZM57 103V102H56ZM64 103V102H63ZM73 103V102H72ZM125 103H126V100H125ZM229 103V102H228ZM237 103V102H236ZM252 103V102H250ZM264 103V102H263ZM32 104V103H31ZM30 104V105H31ZM41 104V105H42ZM47 104V103H46ZM61 104V103H60ZM68 104V103H67ZM106 104V105H107ZM130 104V103H129ZM232 104V103H230ZM229 104V105H230ZM234 104V103H233ZM241 104V103H240ZM257 104V103H256ZM259 104L262 105V102H260ZM15 105V104H14ZM33 105V104H32ZM36 105H38L36 103ZM40 105V106H41ZM44 105V104H43ZM53 105V104H52ZM65 105V104H64ZM76 105V104H75ZM74 105V106H75ZM253 107L255 104H251ZM261 105H256V107L259 108V106ZM2 106V105H1ZM45 106V105H44ZM18 107V106H17ZM49 107V105H48ZM47 107V108H48ZM51 107V106H50ZM58 107V105H57ZM63 108H65L64 106H62ZM61 107V108H62ZM68 107V106H67ZM77 107V106H75ZM107 107V106H106ZM231 107V106H230ZM249 107V106H248ZM253 107H250L252 109H255ZM264 107V106H263ZM19 108V107H18ZM31 108V107H30ZM34 108V107H33ZM32 108V109H33ZM51 108H54V107H51ZM70 108V107H69ZM83 108V107H82ZM4 109V108H3ZM30 109V110H32ZM59 109V107H58ZM71 109V108H70ZM78 109V108H77ZM76 109V110H77ZM83 109V111H84ZM227 109V108H226ZM225 109V110H226ZM35 110V109H34ZM37 110V109H36ZM42 110H43V107H42ZM47 110H50L47 109ZM53 110V109H52ZM51 110V111H52ZM67 110V109H66ZM229 110V108H228ZM227 110V111H228ZM258 111V109H255ZM260 110V109H259ZM263 110V108H262ZM12 111V109H11ZM27 111V110H26ZM29 111V110H28ZM57 111V110H56ZM55 111V112H56ZM64 111V110H63ZM220 111V112H219ZM230 111V110H229ZM256 111V112H257ZM10 112V111H9ZM32 112V111H31ZM35 112V111H34ZM48 112V111H47ZM62 112V111H61ZM82 112V110H81ZM240 112V111H239ZM244 113H242V115L244 116L245 115V111H242ZM8 113V112H7ZM26 113V112H25ZM38 113V111L36 112ZM72 113V112H71ZM70 113V114H71ZM229 113V112H228ZM233 113V112H232ZM236 113V112H235ZM254 113V112H252ZM264 113V112H262ZM14 114V113H13ZM31 114V113H30ZM40 114V112H39ZM43 114V112H42ZM234 114V113H233ZM232 114V116H233ZM17 115V114H16ZM52 115V114H51ZM219 115V114H218ZM229 115V114H228ZM236 115V114H235ZM234 115V116H235ZM238 115V114H237ZM240 115V117L242 116ZM252 115V114H249V116ZM261 115V114H260ZM7 116V115H6ZM43 116V115H42ZM41 116V117H42ZM60 116V115H59ZM73 116V115H72ZM84 116V115H83ZM177 117V120H176V123L172 122V118L173 117ZM254 116V115H253ZM262 116V115H261ZM4 117V116H3ZM8 117V116H7ZM16 117V116H15ZM18 117V116H17ZM40 117V116H39ZM45 117V116H43ZM48 116H46L47 118ZM77 117V116H76ZM92 117V116H91ZM222 117V116H221ZM228 117V116H227ZM248 117V116H247ZM257 117V115H256ZM11 118V117H10ZM36 118V117H35ZM45 118V119H46ZM60 118V117H59ZM59 118H55V119H59ZM234 118V117H233ZM238 118V116L236 117V119ZM252 118V116H251ZM250 118V119H251ZM258 118V117H257ZM8 119V118H7ZM33 119V118H32ZM39 119V118H38ZM44 119V120H45ZM52 119V118H51ZM72 119V118H71ZM80 119V118H79ZM88 119V118H87ZM228 119V118H227ZM235 119V118H234ZM236 119L234 121H236ZM246 119V118H245ZM259 119V118H258ZM12 120V119H11ZM17 120V118H16ZM65 120V119H64ZM64 120L61 119V121L65 122ZM3 121H6V118L5 120ZM2 121V123H3ZM13 121V120H12ZM19 121V119H18ZM33 121V120H32ZM40 121V120H39ZM46 121V120H45ZM59 121V120H58ZM73 121V119H72ZM75 121V120H74ZM190 121V120H189ZM219 121V120H218ZM228 121V120H227ZM248 120H246V123ZM264 121V120H263ZM8 122V121H7ZM6 122V123H7ZM17 122V121H16ZM36 122V121H35ZM50 122V121H48ZM60 122V121H59ZM63 122L61 124H63ZM80 122V121H79ZM196 122V121H195ZM238 122V120H237ZM253 122V120H252ZM260 122H262V120H260ZM20 123V122H19ZM22 123V122H21ZM25 123V122H24ZM23 123V124H24ZM29 122H27L28 124ZM46 124V122H44ZM73 123V122H72ZM206 123V124H205ZM235 123V122H233ZM241 124V122H238ZM11 122L8 124L10 125ZM15 124V122H14ZM40 124V122L38 123ZM177 124V125H176ZM218 124V123H217ZM245 124V123H244ZM252 124V123H251ZM20 125V124H19ZM50 125V124H49ZM59 125V123H58ZM97 124H95L94 126H96ZM196 125V124H195ZM226 125V124H225ZM236 125V124H235ZM234 125V126H235ZM1 126V125H0ZM6 126V125H5ZM88 126V125H87ZM178 126V127H179ZM183 126L181 128H183ZM191 126V125H189ZM188 126V127H189ZM193 126V125H192ZM197 126V125H196ZM195 126V127H196ZM230 126V125H229ZM237 126V125H236ZM242 126V125H241ZM245 126H248V124ZM255 126V125H254ZM9 127V126H8ZM13 127V126H12ZM11 127V128H12ZM27 127V126H25ZM41 127V126H40ZM52 127V126H51ZM78 127V126H77ZM91 127V125H90ZM185 127V126H184ZM188 127H185V128H188ZM225 127V126H224ZM233 127V126H232ZM7 128V127H6ZM33 128V127H32ZM38 128V127H37ZM45 128V127H44ZM47 128H48V125H47ZM50 128V127H49ZM59 128V127H58ZM234 128V127H233ZM242 128V127H241ZM249 128V127H248ZM10 129V128H8ZM29 129V128H28ZM43 129V128H41ZM46 129V128H45ZM184 129V128H183ZM196 129L193 127V130ZM255 129L256 126H255ZM2 130V129H1ZM13 130V129H12ZM11 130V131H12ZM49 130V129H48ZM54 130V128H53ZM56 130V129H55ZM59 130V129H58ZM57 130V131H58ZM192 130V129H191ZM199 130V129H197ZM225 130V129H224ZM227 130V129H226ZM239 130V128L237 129ZM247 130V129H246ZM17 131V130H16ZM42 131V130H41ZM45 131V130H44ZM60 131V130H59ZM86 131V130H85ZM97 131V130H96ZM180 131V130H178ZM183 131V130H182ZM245 131V130H244ZM243 131V132H244ZM254 131V130H253ZM260 131V130H259ZM264 131V130H263ZM6 132V131H5ZM61 132V131H60ZM63 132V131H62ZM77 132V131H76ZM177 132V131H176ZM188 132V131H187ZM190 132V131H189ZM188 132V133H189ZM196 132V131H194ZM194 132H191L192 134H194ZM200 132V131H199ZM209 132V131H208ZM242 132V133H243ZM256 132V130H255ZM2 133V132H1ZM8 133V131H7ZM52 133V132H50ZM55 133V131H54ZM53 133V134H54ZM174 133V132H173ZM178 133V132H177ZM184 133V132H183ZM189 133V134H191ZM207 133V132H206ZM13 134V133H12ZM20 134V133H19ZM58 134V132H57ZM56 134V135H57ZM63 134V133H62ZM180 134V133H179ZM182 134V132H181ZM187 134V135H189ZM196 134V133H195ZM198 134V133H197ZM205 134V133H204ZM217 134V133H216ZM226 134V132H225ZM228 134V133H227ZM245 135V133H243ZM253 134V133H252ZM251 134V135H252ZM2 135V134H1ZM32 135V134H31ZM64 135V134H63ZM63 135L59 137L62 139ZM69 135V134H67ZM74 135V134H73ZM172 135V134H171ZM174 135V134H173ZM178 135V134H177ZM242 135V134H241ZM255 135V134H254ZM11 136V135H10ZM21 136V134H20ZM23 136V135H22ZM25 136V135H24ZM28 136V135H27ZM71 136V135H70ZM78 136V135H76ZM181 136V135H180ZM184 136V135H183ZM196 136V135H195ZM194 136V137H195ZM207 136H208V133H207ZM213 136V135H212ZM212 136L210 135V138H212ZM226 136V135H225ZM240 136V134H239ZM250 136V135H249ZM256 137H258V135H255ZM261 137H263V135H259ZM14 137V136H13ZM17 137V136H16ZM38 137V136H37ZM72 137V136H71ZM70 137V138H71ZM171 137V136H170ZM174 137V136H173ZM187 137V136H186ZM191 137V135H190ZM193 137V136H192ZM206 137V136H204ZM223 137V136H222ZM227 137V136H226ZM238 137V136H237ZM244 137V136H243ZM247 137V136H246ZM251 137V136H250ZM247 138L248 140L250 139ZM260 137V138H261ZM12 138V137H11ZM65 138V137H64ZM76 137L74 136V139ZM81 138V137H80ZM180 138V137H179ZM178 138V139H179ZM185 139V137H183ZM207 138V137H206ZM252 138V137H251ZM258 138V139H260ZM9 139V138H8ZM23 139V137H22ZM21 139V140H22ZM26 139V138H25ZM30 139V137H29ZM56 139V137H55ZM84 139V138H83ZM194 139V138H193ZM214 139V138H213ZM211 139V140H213ZM223 139V138H222ZM14 142H15V139H13ZM20 140V142H21ZM24 140V139H23ZM32 140V139H31ZM37 140V139H36ZM63 140V139H62ZM73 140V139H72ZM78 140V139H77ZM181 140V138H180ZM187 140V139H186ZM196 141H198L197 139H195ZM205 140V139H203ZM210 140V141H211ZM224 140V139H223ZM248 140H243L244 142L248 141ZM261 140V139H260ZM10 141V140H9ZM8 141V142H9ZM27 141V140H26ZM34 141V140H33ZM45 141V140H44ZM60 141V140H57V142ZM65 141V140H63ZM67 141V140H66ZM82 141V140H80ZM79 141V142H80ZM170 141V139H169ZM192 141V138L191 140L188 142L191 143ZM195 141V142H196ZM207 141L208 138H207ZM214 141H217V140H214ZM232 141V140H231ZM238 141V139H237ZM256 141V140H255ZM258 141V140H257ZM264 141V140H262ZM19 142V141H18ZM17 142V143H18ZM30 142V140H29ZM56 142V141H55ZM56 142V144H58ZM61 142V141H60ZM70 142V141H69ZM74 142L73 141V145L72 146H75L74 145ZM161 142V141H160ZM163 142V141H162ZM166 142V140H165ZM177 142V141H176ZM175 142V143H176ZM187 142V143H188ZM194 142V140H193ZM194 142V143H195ZM213 142V141H212ZM236 142V140H235ZM253 142V141H252ZM39 143V141H38ZM54 143V142H53ZM64 143V142H63ZM62 143V144H63ZM185 143V142H184ZM197 144H199L198 142H196ZM206 143V142H205ZM209 143V142H208ZM214 143V142H213ZM216 143V142H215ZM228 144V142H225ZM231 143V142H230ZM256 143V142H255ZM259 143H261L259 141ZM264 143V142H263ZM262 143V144H263ZM11 144V142H10ZM20 144V143H19ZM23 144V143H22ZM21 144V146H22ZM25 144V143H24ZM42 144V142H41ZM66 144V142L64 143ZM72 144V143H71ZM238 144V143H237ZM242 144V143H240ZM252 144V143H251ZM15 145V144H14ZM29 145V143H28ZM27 145V146H28ZM32 145V144H31ZM44 145V144H43ZM42 145V146H43ZM53 145V144H52ZM69 145V144H68ZM188 145V148H189V144H186ZM185 145V147H186ZM194 146V144H192ZM196 145V144H195ZM200 145V144H199ZM207 145V144H206ZM215 145V144H214ZM245 145V144H244ZM250 145V144H249ZM2 143H1V148H2ZM12 146H13V143H12ZM20 146V145H19ZM26 146V147H27ZM41 146V145H40ZM60 146V145H58ZM70 146V145H69ZM80 146V145H79ZM78 146V147H79ZM121 146V145H120ZM164 146V145H163ZM201 146V145H200ZM204 146V145H202ZM201 148L200 149H204V148ZM211 146H212V143H211ZM210 146V148H211ZM233 146V145H231ZM240 146V145H238ZM242 146V145H241ZM264 146V145H261V147ZM30 147V146H29ZM28 147V148H29ZM49 147V145H48ZM57 147V146H56ZM66 147V146H65ZM76 147V146H75ZM77 147V148H78ZM81 147V146H80ZM184 147V149H185ZM191 147V146H190ZM195 147V146H194ZM199 147V146H198ZM209 147V146H208ZM214 147V146H213ZM235 147V146H234ZM237 147V146H236ZM249 147V146H248ZM259 147V145H258ZM6 148V147H5ZM15 148H18V146ZM24 148V147H23ZM22 148V149H23ZM44 148V147H43ZM42 148V149H43ZM47 148V147H45ZM53 148V146H52ZM60 148V147H59ZM67 148V147H66ZM168 148V147H167ZM171 148V147H170ZM197 148V147H196ZM195 148V149H196ZM207 148V147H206ZM239 148V147H238ZM241 148V147H240ZM245 148V147H244ZM10 149H13L10 147ZM27 149V148H26ZM31 149V148H30ZM29 149V150H30ZM41 149V152L43 151ZM54 149V148H53ZM56 149V148H55ZM74 149V148H73ZM79 149V148H78ZM190 149V148H189ZM208 149V148H207ZM206 149V150H207ZM212 149V148H211ZM210 149V150H211ZM3 150V149H2ZM21 150V149H20ZM50 150V149H48ZM71 150V149H70ZM83 150V149H81ZM108 150V149H107ZM123 150V149H122ZM170 150V149H169ZM167 150V151H169ZM173 150V149H172ZM191 150L194 151V149L192 148ZM198 150V149H197ZM233 149H231L232 151ZM264 150V149H263ZM8 151V150H7ZM16 151V150H15ZM15 151L13 152L14 154ZM38 151V150H37ZM47 151V150H46ZM58 151V150H57ZM64 151V150H63ZM158 151V150H157ZM156 151V153H157ZM162 151V150H161ZM174 151V150H173ZM186 151H187V148H186ZM184 151V152H186ZM205 151V150H204ZM203 151V152H204ZM262 150H260V153H261ZM5 152V151H4ZM11 152V151H10ZM35 152V150H34ZM40 152V151H39ZM51 152V151H50ZM59 152V151H58ZM69 152V150H68ZM73 152V151H72ZM76 152V151H75ZM81 152V151H80ZM84 152V151H83ZM117 152V150H116ZM119 152V150H118ZM117 152V153H118ZM124 152V150L122 151ZM121 152V154H122ZM125 152V153H126ZM190 152V151H189ZM187 152V153H189ZM202 152V154H203ZM212 152V151H211ZM6 153V152H5ZM32 153V152H31ZM71 153V151L69 152ZM79 153V152H78ZM111 153V151H110ZM109 153V154H110ZM114 153V152H113ZM161 153V152H160ZM180 153V151H179ZM182 153V151H181ZM191 153V152H190ZM189 153V154H190ZM193 153V152H192ZM198 153V151H197ZM230 153V152H229ZM234 153V152H233ZM254 153V152H253ZM38 154V152H37ZM47 154V153H46ZM54 154V153H53ZM61 154H63L61 152ZM60 154V155H61ZM75 154V153H74ZM119 154V155H121ZM159 154V153H157ZM162 154V153H161ZM188 154V155H189ZM194 154V153H193ZM200 154V153H199ZM201 154V155H202ZM257 154V153H256ZM11 155V154H10ZM23 155V154H22ZM39 155V154H38ZM37 155V156H38ZM41 155V154H40ZM59 155V154H57ZM57 155H56V159H57ZM73 155V154H72ZM95 155V154H94ZM99 155V153H98ZM180 155V154H179ZM187 155V156H188ZM192 155V154H191ZM196 155V154H195ZM198 155V154H197ZM259 155V154H258ZM3 156V154H2ZM1 156V157H2ZM19 156V155H18ZM24 156V155H23ZM27 156H28V153H27ZM30 156V154H29ZM28 156V157H29ZM33 156V155H32ZM47 156V155H46ZM62 157L64 155H61ZM110 156V155H109ZM111 156H112V153H111ZM185 156V157H187ZM200 156V155H199ZM198 156V157H199ZM227 156V155H226ZM231 156V154H230ZM256 156V155H254ZM262 156H263V152H262ZM7 157V156H6ZM42 157V156H41ZM40 157V158H41ZM77 157V156H75ZM79 157H81L79 155ZM84 157V155H83ZM114 157V156H113ZM123 157V156H122ZM181 157V155H180ZM193 157V156H192ZM196 157V156H195ZM197 157V158H198ZM209 157V156H208ZM228 157V156H227ZM226 157V158H227ZM259 157V156H258ZM257 157V158H258ZM264 157V156H263ZM11 158V157H10ZM16 158V157H14ZM13 158V159H14ZM33 158H35L33 156ZM40 158L38 160H40ZM46 158V157H45ZM90 158L93 159V157L90 156ZM98 158V157H97ZM130 158V157H129ZM132 158V157H131ZM184 158V157H183ZM182 158V159H183ZM204 158V157H203ZM235 158V157H234ZM17 159V158H16ZM21 159V158H20ZM36 159V158H35ZM61 159V158H60ZM65 159V158H63ZM69 159V158H68ZM73 159V158H72ZM79 159V158H78ZM77 159V161H78ZM104 159V158H103ZM118 159V158H117ZM125 159V158H124ZM123 159V160H124ZM138 159V158H137ZM150 159V160H149ZM181 159V158H180ZM180 159H177V160H180ZM193 159V158H191ZM207 159V157H206ZM235 159H238V158H235ZM2 159H0L1 161ZM7 160V159H6ZM81 160V159H79ZM88 160V159H87ZM107 160V159H106ZM114 160V158H113ZM134 160V159H133ZM141 160V161H143ZM187 160V158L185 159ZM184 160V161H185ZM196 160V159H195ZM231 160V159H230ZM242 160V159H241ZM241 160H237L236 162H240ZM4 161V160H3ZM28 161V160H27ZM44 161V160H43ZM50 161V159H49ZM71 161V160H70ZM95 161H97L95 159ZM102 161V160H101ZM114 161H117V160H114ZM119 161V160H118ZM129 161V160H128ZM137 161V160H136ZM176 161V162H175ZM183 161V160H181ZM190 161V159L187 160V162ZM197 161V160H196ZM199 161V160H198ZM201 161V160H200ZM243 161V160H242ZM4 162H7V161H4ZM16 162V161H14ZM35 162V160H34ZM48 162V161H47ZM82 163V161H80ZM94 162V160H93ZM98 162V161H97ZM110 162V161H109ZM112 162V161H111ZM110 162V164H111ZM123 162V161H122ZM132 162V160H131ZM143 162V163H144ZM180 162V161H179ZM178 162V163H179ZM192 162V160H191ZM226 162V161H225ZM247 162V161H246ZM13 163V162H11ZM23 163V162H22ZM42 163V162H41ZM55 163V162H54ZM66 163V161H65ZM68 163V162H67ZM72 163V162H71ZM70 163V164H71ZM75 163V162H74ZM89 163V162H88ZM92 163V162H90ZM116 163V162H115ZM142 163V162H141ZM177 163V164H178ZM201 163V162H200ZM206 163V161H205ZM228 163V162H227ZM233 163V162H232ZM241 163V162H240ZM245 163V162H244ZM10 164V163H9ZM18 164V163H17ZM43 164V163H42ZM57 164V162L55 163ZM62 164V163H60ZM83 164V163H82ZM81 164V165H82ZM102 165V163H99ZM107 164V162H106ZM135 164V163H134ZM147 164V163H146ZM186 164V163H185ZM189 164V163H188ZM199 164V162H198ZM203 163L199 164L202 165ZM225 164V163H224ZM262 164V163H261ZM8 165V164H6ZM12 165V164H11ZM25 165V164H24ZM67 165V164H65ZM65 165L62 164V166H64L63 168H66ZM69 165V164H68ZM72 165V164H71ZM75 165V164H74ZM79 165V163L77 164V166ZM80 165V166H81ZM94 165V164H93ZM112 165V164H111ZM110 165V166H111ZM139 165V164H138ZM137 165V166H138ZM145 165V164H144ZM181 165V163H180ZM204 165V164H203ZM229 165V164H228ZM233 165V164H232ZM237 167L239 168V163H237ZM5 166V165H4ZM3 166V167H4ZM9 166V165H8ZM35 166V165H34ZM44 166V165H43ZM49 166V165H47ZM60 166V165H59ZM83 166V165H82ZM107 166V165H106ZM109 166V165H108ZM114 166H117L116 164ZM121 166V165H120ZM147 166V165H146ZM179 166V165H178ZM182 166V165H181ZM180 166V167H181ZM184 166V165H183ZM188 165L186 164V167ZM192 166V165H191ZM227 166V165H226ZM2 167V166H1ZM0 167V168H1ZM6 167V166H5ZM10 167V166H9ZM29 167V166H27ZM26 167V168H27ZM32 167V165H31ZM46 167V166H45ZM51 167V166H50ZM54 167V166H53ZM57 167V165H56ZM55 167V169H56ZM93 167V166H92ZM101 167V166H100ZM132 167V166H131ZM141 168L143 167L140 166ZM201 167V166H200ZM23 168V167H22ZM39 168V167H37ZM47 168V167H46ZM68 168V167H67ZM103 168V167H102ZM108 168V167H107ZM110 168V167H109ZM118 168V167H116ZM140 168V170H141ZM183 168V167H182ZM181 168V169H182ZM185 168V167H184ZM189 168H192V167H189ZM202 168V167H201ZM204 168V166H203ZM222 168L221 170H225L223 169V167H220ZM225 168V167H224ZM4 169V168H3ZM43 169V168H41ZM58 169V168H57ZM60 169V168H59ZM80 169V168H79ZM84 169V168H83ZM81 169V170H83ZM89 169V168H88ZM94 169V168H93ZM123 169V168H122ZM145 169V168H144ZM231 169V168H230ZM241 169V167H240ZM29 170V169H28ZM31 170V169H30ZM34 170V169H32ZM47 170V169H46ZM68 170V169H66ZM73 170V169H72ZM75 170V169H74ZM73 170V171H74ZM77 170V169H76ZM75 170V171H76ZM118 170V169H117ZM116 170V172H118ZM134 170V169H132ZM137 170V169H136ZM180 170V168H179ZM201 170V169H200ZM227 170H229L227 168ZM239 170V169H238ZM21 171V170H20ZM58 171V170H57ZM64 171V170H63ZM68 170L67 173H71L72 172ZM79 171V170H78ZM98 171V170H97ZM130 171V169H129ZM145 171H147L145 169ZM151 171V170H150ZM149 171V172H150ZM3 172V171H2ZM1 172V173H2ZM33 172V171H32ZM36 172V171H35ZM44 172V170L42 171ZM66 172V171H65ZM77 172V171H76ZM80 172V171H79ZM78 172V173H79ZM86 172V171H85ZM105 172V171H104ZM122 172V171H120ZM140 172V171H139ZM149 172H146L149 173ZM152 172V171H151ZM196 172H197V169H196ZM202 172V170H201ZM231 170H230V174H231ZM238 173V171H235V172H232V173ZM63 173V172H62ZM88 173V172H86ZM85 173V174H86ZM93 173V172H91ZM101 173V172H100ZM106 173V172H105ZM109 173V172H108ZM179 173V171H178ZM182 173V172H181ZM188 173V172H187ZM186 173V174H187ZM198 173H199V167H198ZM228 173V174H229ZM18 174V173H16ZM21 174V173H20ZM26 174V173H25ZM28 174V173H27ZM89 174V173H88ZM95 174V173H94ZM93 174V175H94ZM99 174V173H98ZM102 174V173H101ZM115 174V173H114ZM119 174V173H118ZM127 174V173H126ZM144 174V173H143ZM151 174V173H150ZM185 174V173H184ZM183 174V176H185ZM201 174V173H200ZM225 174V173H224ZM239 174V173H238ZM264 174V173H263ZM10 175V174H9ZM8 175V176H9ZM29 175V174H28ZM27 175V177H28ZM32 175V173H31ZM53 175V174H52ZM77 175V174H76ZM84 175V174H83ZM97 175V174H96ZM103 176L105 174H102ZM109 175V174H108ZM107 175V176H108ZM112 175V174H111ZM129 175V174H128ZM140 175V174H139ZM179 175V174H178ZM226 175V174H225ZM232 175V174H231ZM6 176V175H5ZM40 176V175H39ZM80 176V175H79ZM82 176V175H81ZM131 176V175H130ZM145 176H149V175H145ZM181 176V175H180ZM188 176V175H187ZM198 176V175H197ZM214 176V175H213ZM235 176V175H234ZM233 176V177H234ZM13 176H11L12 178ZM44 177V176H43ZM77 177V176H75ZM83 177V176H82ZM89 177V176H88ZM91 177V176H90ZM100 177V175L98 176ZM119 177V176H118ZM134 177V176H133ZM138 177V176H137ZM186 177V176H185ZM191 177V176H190ZM194 177V176H193ZM196 177V176H195ZM201 177V176H200ZM216 177V176H214ZM218 177V176H217ZM221 177H223L221 175ZM235 177H238L237 175ZM10 178V179H11ZM15 178V177H14ZM95 178V177H94ZM108 178V177H107ZM110 178V177H109ZM115 178V177H114ZM125 178V177H124ZM142 178H145V177H142ZM141 178V179H142ZM154 178V180H155ZM171 179V180H168V179ZM203 178V177H202ZM232 178V177H231ZM230 178V179H231ZM242 179V177H240ZM239 178V179H240ZM2 179V178H1ZM5 179V178H3ZM9 179V180H10ZM21 179V178H20ZM80 179V178H79ZM89 179V178H87ZM96 179V178H95ZM94 179V180H95ZM103 179V178H101ZM138 179V178H136ZM147 179V178H146ZM144 179V181L146 180ZM192 179V178H190ZM222 179V178H221ZM225 178L223 177V180ZM6 180V179H5ZM12 180V179H11ZM32 180V179H31ZM93 180L92 178L90 179V181ZM97 180V179H96ZM112 180V179H111ZM186 180V179H185ZM218 180V178L216 179ZM233 180H235L233 178ZM7 181V180H6ZM27 181V180H26ZM25 181V182H26ZM83 181V180H82ZM99 181V180H97ZM95 181V182H97ZM103 181V180H102ZM107 181V180H105ZM115 181V180H114ZM132 181V180H131ZM151 181V180H150ZM201 181V180H200ZM199 181V182H200ZM210 181V180H209ZM232 181V179H231ZM243 181V180H242ZM245 181V180H244ZM4 182V181H3ZM9 181H7L8 183ZM23 182V181H22ZM81 182V181H80ZM92 182V181H91ZM94 182V183H95ZM113 182V181H112ZM121 182V180H120ZM129 182V181H128ZM139 182V181H138ZM183 182V181H181ZM186 182V181H185ZM188 182V181H187ZM196 182V181H195ZM226 182V181H225ZM240 182V181H239ZM21 183V182H20ZM24 183V182H23ZM140 183V182H139ZM149 182L147 181V184ZM228 183V182H227ZM19 184V182H18ZM17 184V185H18ZM93 184V183H92ZM107 184V183H106ZM114 184H116L114 182ZM119 184V183H118ZM117 184V185H118ZM124 184V183H123ZM126 184V183H125ZM141 184V183H140ZM153 184V182H152ZM204 184V183H203ZM110 185V184H109ZM139 185V184H138ZM142 185V184H141ZM144 187L146 186L145 183L143 184ZM151 185V184H150ZM149 185V186H150ZM181 185V184H180ZM187 185V183H186ZM201 185V184H199ZM205 185V184H204ZM208 185V184H207ZM222 185V184H221ZM226 185V184H224ZM223 185V186H224ZM229 185V184H228ZM239 185V184H238ZM9 186V185H8ZM88 186V185H87ZM93 186V185H92ZM99 186H101V184L99 183ZM98 186V187H99ZM103 186V185H102ZM106 186V185H105ZM113 186V185H112ZM131 186V185H130ZM152 186V185H151ZM183 186V185H182ZM189 186V183L188 185ZM194 186V185H193ZM196 186H198L196 184ZM203 186V185H202ZM209 186V185H208ZM233 186V185H232ZM97 187V186H96ZM109 187V186H108ZM120 187V186H119ZM122 187V186H121ZM141 187V186H139ZM180 187V186H179ZM185 186H183L184 188ZM201 187V186H200ZM222 187V186H221ZM227 187V185H226ZM251 187V186H249ZM100 188V187H99ZM116 188V187H115ZM114 188V189H115ZM138 188V186H137ZM153 188V187H152ZM157 188V187H156ZM159 188V186H158ZM175 188V187H174ZM177 188V187H176ZM175 188V189H176ZM195 188V187H194ZM193 188V189H194ZM198 189V187H196ZM205 188V187H204ZM94 189V188H93ZM109 189V188H108ZM112 189V188H111ZM119 189H122V188H119ZM130 189V188H129ZM171 189V188H170ZM209 189V188H208ZM211 189V188H210ZM221 189V188H220ZM229 189V188H228ZM236 189V188H234ZM5 190V189H3ZM134 190V189H132ZM142 190V189H141ZM148 190V189H147ZM152 190V189H151ZM177 190V189H176ZM175 190V191H176ZM191 190V189H190ZM207 190V189H206ZM217 190V189H216ZM225 190V189H224ZM231 190V189H230ZM229 190V191H230ZM117 191V190H116ZM146 191V190H144ZM154 191V190H153ZM157 191V190H156ZM160 191V189L158 190ZM196 191V190H195ZM194 191V193H195ZM200 191V190H199ZM204 191V190H203ZM218 191V190H217ZM221 191V190H220ZM228 191V193H229ZM250 191V190H249ZM118 192V191H117ZM124 192V191H122ZM139 192V191H138ZM182 192V191H180ZM185 192V191H184ZM222 192V191H221ZM226 192V190H225ZM234 192V191H232ZM130 193V192H129ZM143 193V192H142ZM183 193V192H182ZM181 193V194H182ZM204 193V192H203ZM12 194V193H11ZM110 194V193H109ZM136 194V193H135ZM141 194V193H140ZM146 194V193H145ZM150 194V193H149ZM154 194V193H153ZM184 194V193H183ZM187 194V193H186ZM185 194V195H186ZM190 194V192H189ZM199 194V193H197ZM206 194V192L204 193ZM203 194V195H204ZM212 194V193H211ZM214 194H215V191H214ZM218 195V193H216ZM215 194V195H216ZM220 194V193H219ZM225 194V193H224ZM231 194V193H230ZM233 194V193H232ZM236 194V193H235ZM119 195V194H118ZM122 195V194H120ZM129 195V194H127ZM139 195V194H137ZM144 195V194H143ZM202 195V193L200 194ZM216 195V196H217ZM223 195V194H222ZM150 196V195H149ZM181 196V195H180ZM205 196V195H204ZM208 196V194H207ZM206 196V198H207ZM219 196V195H218ZM233 196V195H232ZM235 196L234 195V198H229V195L227 196L228 199H232L233 201H229V200H226V204L223 203V201L219 198L218 202H216L217 204L213 205L212 206H208V205H202L200 206V209L198 210V215H197V218L196 220L199 227H202L206 232L210 233L211 236L210 238L212 239V237H217V240L220 239L218 238V236L221 237L222 240H228L229 238L233 241V242H238V239L243 243L245 241H247L249 239L250 236L252 237H255L257 238L258 236H262V240L264 239L263 236H264V230H263V227H264V224H263V219H264V206L263 205H260L259 207H254L252 209H249V212H253V218H252V221L249 220V219H245V218H241V221H240V218H239V214L244 210V207L240 204V203H237L236 201H234L235 199ZM110 197V196H109ZM115 197H116V194H115ZM121 197V196H120ZM126 197V196H125ZM124 197V198H125ZM142 197V196H141ZM147 197V195L145 196ZM157 196L155 195V198ZM193 197V196H192ZM197 197V196H196ZM199 197V196H198ZM202 197V196H200ZM212 197H215L214 195ZM222 198V196H220ZM224 197V196H223ZM113 198V197H112ZM123 198V196H122ZM135 198V197H134ZM133 198V199H134ZM143 198V197H142ZM183 200L185 197H182ZM190 198V197H189ZM205 198V197H204ZM203 200L206 201V198ZM226 198V196H225ZM224 198V199H225ZM226 198V199H227ZM260 198V197H259ZM111 199V198H110ZM129 199V198H128ZM127 199V200H128ZM132 199V198H131ZM132 199V200H133ZM153 199V198H152ZM151 199V200H152ZM158 199V198H156ZM181 199V198H180ZM201 199V198H200ZM215 199V198H214ZM213 199V201H214ZM223 199V200H224ZM120 200V199H119ZM122 200V199H121ZM144 200V199H143ZM195 200V199H194ZM217 200V199H216ZM237 200V198H236ZM115 201V200H114ZM129 201V200H128ZM163 201V200H162ZM181 201V200H180ZM192 201V200H190ZM199 201V200H198ZM210 201V199H209ZM228 201V202H227ZM133 202V201H132ZM146 202V201H145ZM148 202V201H147ZM146 202V204H147ZM175 202V201H174ZM193 202V201H192ZM197 202V200H196ZM203 202V201H202ZM207 202V201H206ZM206 202H204L206 204ZM240 202V201H238ZM119 203V202H118ZM127 203V201L125 202ZM134 203V202H133ZM163 203V202H162ZM168 203V202H167ZM179 203V202H178ZM185 203V201H184ZM188 203V202H187ZM199 203V202H198ZM212 203V202H210ZM2 204V203H1ZM0 204V205H1ZM43 204V203H42ZM115 204V203H114ZM122 204V203H121ZM130 204V203H129ZM137 204V202H136ZM135 204V206H137ZM143 204V203H142ZM151 204V203H150ZM182 204V202L180 203ZM209 204V203H208ZM244 204V203H243ZM4 205V204H2ZM8 205V204H7ZM5 205V206H7ZM10 205V204H9ZM123 205V204H122ZM122 205H119V206H122ZM145 205V203H144ZM152 205V204H151ZM175 205V204H174ZM193 205V204H192ZM191 205V206H192ZM199 205V204H198ZM201 205V204H200ZM118 206V205H117ZM140 206V205H139ZM183 206V205H182ZM185 206H187V204H185ZM1 207V206H0ZM45 207V206H44ZM123 207V206H122ZM125 207V205H124ZM127 207V205H126ZM145 207V206H144ZM147 207V206H146ZM154 207V206H153ZM152 207V208H153ZM180 207V206H179ZM184 207V206H183ZM196 207V206H195ZM8 208V207H7ZM129 208V207H127ZM135 208V207H134ZM148 208V207H147ZM166 208V207H165ZM192 208V207H191ZM2 209V208H0ZM9 209V208H8ZM132 209V208H131ZM146 209V208H145ZM194 209V208H192ZM10 210H13V209H10ZM148 211V209H146ZM185 210V208H184ZM191 210V209H190ZM248 210V208H247ZM6 211V210H5ZM9 211V210H8ZM14 211V210H13ZM154 211V210H153ZM187 211V210H185ZM189 211V210H188ZM143 212V211H142ZM247 212V211H245ZM13 213V212H12ZM27 213V212H25ZM30 213V212H29ZM147 213V212H146ZM150 213V212H149ZM148 213V214H149ZM145 214V213H144ZM168 214H169V211H168ZM189 214V212H188ZM9 215V214H8ZM14 215V214H13ZM27 215V214H26ZM30 215V214H29ZM151 215V214H150ZM175 215V214H174ZM191 216V214H189ZM6 216V215H5ZM23 216L24 213H23ZM242 216V215H241ZM1 217V216H0ZM30 217V216H29ZM149 217V215H148ZM151 217V216H150ZM163 217V216H162ZM15 218V217H14ZM27 218V217H26ZM32 218V217H31ZM35 218V217H33ZM33 218L31 220H33ZM142 218V217H141ZM153 218V216H152ZM30 219V218H29ZM36 219V218H35ZM30 220V222H31ZM39 220V219H37ZM145 221V219H143ZM156 220V219H155ZM5 221V220H4ZM29 221V220H28ZM147 221V220H146ZM149 221V220H148ZM177 221V220H176ZM181 221V220H180ZM29 222V223H30ZM153 222V221H152ZM157 222V221H155ZM196 222V221H195ZM35 223V222H34ZM147 223V222H145ZM150 223V222H149ZM36 224V223H35ZM38 226L40 224V222L37 223ZM41 224H43L45 226V224L42 222ZM237 224H241V225H237ZM42 225V226H43ZM195 225V223H194ZM43 226V227H44ZM144 226V225H143ZM173 226V225H172ZM30 227H31V224H30ZM34 227V226H33ZM32 228V227H31ZM38 228V227H37ZM41 228V227H40ZM39 228V229H40ZM144 228V227H143ZM7 229V228H6ZM189 229V227H188ZM191 229V228H190ZM34 230L35 227H34ZM38 230V229H37ZM52 230V229H51ZM171 230V229H170ZM176 230V229H175ZM182 230V229H181ZM1 231V230H0ZM3 231V230H2ZM5 231V229H4ZM3 231V232H4ZM7 231V230H6ZM13 231V230H12ZM39 231V230H38ZM42 231V230H41ZM54 231V230H53ZM200 231V230H199ZM203 231V230H201ZM200 231V232H201ZM15 232V231H14ZM40 232V231H39ZM191 232V230H190ZM198 232V231H197ZM205 232V233H206ZM41 233V232H40ZM46 232H43V234H45ZM48 233V232H47ZM51 234H53L52 232H50ZM57 233V232H56ZM172 233V232H171ZM49 234V233H48ZM159 234V233H158ZM176 234V233H175ZM184 234V233H182ZM7 235V234H6ZM9 235V234H8ZM27 235V233H26ZM36 235V234H35ZM50 235V234H49ZM172 235V234H171ZM186 235V234H185ZM207 235V234H206ZM2 236V235H1ZM0 236V237H1ZM39 236L41 237V235L39 234ZM52 236V235H51ZM155 236V235H154ZM162 236V235H161ZM175 236V235H174ZM198 236V234H197ZM235 236V237H234ZM6 237V236H5ZM16 237V236H15ZM23 237V236H22ZM27 237V236H26ZM32 237V236H31ZM34 237V236H33ZM36 237V236H35ZM47 237V235H46ZM49 237V236H48ZM55 237V236H54ZM156 237V236H155ZM8 238V237H7ZM21 238V237H20ZM25 238V237H24ZM23 238V239H24ZM53 238V237H52ZM202 238V236H201ZM260 238V239H261ZM2 239V237H1ZM54 239V238H53ZM57 239V238H56ZM203 239V238H202ZM209 239V240H211ZM5 240V238H4ZM9 240V238H8ZM18 240V238H17ZM29 240V239H27ZM25 240V241H27ZM34 240V239H33ZM59 240V239H58ZM199 240V239H198ZM254 240V239H253ZM260 240V241H262ZM12 241V240H10ZM16 241V240H14ZM32 241V239H31ZM48 241V240H47ZM53 241V240H52ZM60 241V240H59ZM156 241V240H155ZM208 241V240H207ZM251 241V240H250ZM259 241V242H260ZM1 242V240H0ZM4 242V241H3ZM49 242V241H48ZM55 242V241H53ZM158 242V241H157ZM240 242V243H241ZM264 242V240L262 241ZM261 242V243H262ZM2 243V242H1ZM5 243V242H4ZM10 244V242H8ZM12 243V242H11ZM62 243V242H61ZM60 243V244H61ZM201 243V242H200ZM7 244V243H6ZM8 244V245H9ZM21 244V243H20ZM19 244V245H20ZM54 244V243H52ZM51 244V245H52ZM57 244V242L55 243V245ZM258 244V243H257ZM14 245V243H13ZM18 245V244H17ZM16 243H15V246H17ZM58 245V244H57ZM62 245V244H61ZM169 245V244H168ZM251 245V244H250ZM241 246V245H240ZM262 246V244H261ZM9 247V246H8ZM13 247V246H12ZM11 247V249H12ZM22 247H23V244H22ZM61 247V246H60ZM170 247V246H169ZM189 247H190V244H189ZM192 247H193V244H192ZM191 247V248H192ZM203 247V246H202ZM255 246H253L254 248ZM264 247V246H263ZM1 248V246H0ZM6 248V247H5ZM14 248V247H13ZM16 248V247H15ZM24 248V247H23ZM172 248V247H171ZM181 248V247H180ZM194 248V247H193ZM216 248V247H214ZM257 248V247H256ZM3 249V248H2ZM1 249V250H2ZM55 249V248H54ZM62 249V248H61ZM64 249H68V248H65ZM169 249V248H168ZM195 249V248H194ZM193 249V250H194ZM252 249V247H251ZM264 249V248H263ZM7 250V249H6ZM186 250V249H185ZM192 250V249H191ZM202 250V249H201ZM199 250V252L201 251ZM204 250V249H203ZM235 250V249H234ZM9 251V250H8ZM62 251V250H60ZM172 251V250H171ZM187 251V250H186ZM213 251V250H212ZM211 251V252H212ZM259 251V250H258ZM264 251V250H263ZM15 252V250H14ZM20 251H18L19 253ZM53 252V251H52ZM184 252V251H183ZM192 252V251H191ZM196 252V250H195ZM198 252V253H199ZM208 252V251H207ZM210 252V251H209ZM210 252V253H211ZM3 250H2V254H3ZM11 253V252H10ZM17 253V252H16ZM63 253V252H62ZM198 253H197V256H198ZM202 253V251H201ZM216 253V251H215ZM219 253V252H218ZM255 253V252H254ZM263 253V252H261ZM260 253V254H261ZM8 254V253H7ZM15 254V253H14ZM30 254V253H29ZM28 254V255H29ZM67 254V253H66ZM175 254V253H173ZM181 254V253H180ZM230 254V253H229ZM228 254V255H229ZM23 255H24V252H23ZM27 255V254H26ZM24 255V256H26ZM32 255V253H31ZM172 255V254H171ZM196 255V254H195ZM201 255V254H200ZM204 255V253H203ZM206 255V254H205ZM208 255V254H207ZM213 255V254H212ZM232 255V254H231ZM238 255V254H237ZM241 255V254H240ZM239 255V256H240ZM264 255V254H263ZM16 256V254H15ZM18 256V255H17ZM22 256V255H20ZM210 256V255H209ZM208 256V258H209ZM252 256V255H251ZM262 256V255H261ZM12 257V256H11ZM19 257V256H18ZM56 257V256H54ZM64 257H67V255H65ZM193 257V256H192ZM224 257V256H223ZM238 257V256H236ZM255 257V256H254ZM14 258V257H13ZM25 258V257H24ZM23 258V259H24ZM31 258V257H30ZM29 258V259H30ZM35 258V257H34ZM58 258V257H57ZM200 258V257H199ZM203 258V256H202ZM221 258V256H220ZM229 258V257H228ZM22 259V258H21ZM60 259V258H58ZM67 259V258H66ZM177 259V258H175ZM196 259V258H195ZM215 258H213L214 260ZM222 259V258H221ZM235 259V258H233ZM246 259V258H245ZM253 259V258H252ZM256 259V258H255ZM254 259V260H255ZM191 260H193L191 258ZM201 260V259H200ZM212 260V259H211ZM230 260V259H229ZM261 260V258H260ZM10 261H13L14 263V259L10 260ZM20 261V259H19ZM22 261V260H21ZM20 261V262H21ZM26 261V260H25ZM248 261V260H247ZM9 262V261H8ZM16 262V261H15ZM19 262V263H20ZM202 262V261H201ZM257 261H255L256 263ZM2 263V262H1ZM17 263V262H16ZM238 263V262H236ZM260 263V262H259ZM258 263V264H259ZM7 264V263H6ZM12 264V262H11ZM25 264V263H24ZM30 264V263H29ZM33 264V262H32ZM210 264V263H209ZM217 264H219L217 262ZM246 264V263H245ZM252 264V263H251Z\"/></svg>", "mask_w": 264, "mask_h": 264}]
</instances>
